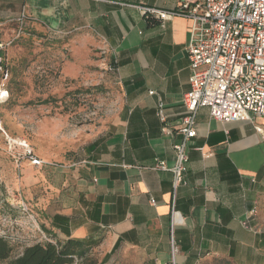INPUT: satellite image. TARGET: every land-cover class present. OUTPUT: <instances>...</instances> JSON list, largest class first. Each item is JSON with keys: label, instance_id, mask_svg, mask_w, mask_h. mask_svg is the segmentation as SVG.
<instances>
[{"label": "crops", "instance_id": "obj_1", "mask_svg": "<svg viewBox=\"0 0 264 264\" xmlns=\"http://www.w3.org/2000/svg\"><path fill=\"white\" fill-rule=\"evenodd\" d=\"M202 1L0 0V25L60 45L69 55L64 79L101 74L115 105L98 126L53 128L51 152L35 153L57 166L25 162L22 184L35 185L44 233L83 245L73 264H167L173 243L177 264H264V117L222 123L201 107L175 204L173 174L151 169L172 166L183 139L192 21L143 8L173 12Z\"/></svg>", "mask_w": 264, "mask_h": 264}, {"label": "built area", "instance_id": "obj_2", "mask_svg": "<svg viewBox=\"0 0 264 264\" xmlns=\"http://www.w3.org/2000/svg\"><path fill=\"white\" fill-rule=\"evenodd\" d=\"M161 20L182 16L192 21L189 42L186 47L190 65V91L184 95L187 115L178 130L183 135L174 146L176 159L171 166L157 162L151 169L173 174L174 204L179 186L186 185L189 156L188 143L197 136L195 129L198 110L207 107L213 119L222 122L253 121L264 117V0H203L191 5L184 3L173 12L143 8ZM5 44L0 40V106L10 99V70L4 56ZM114 71L115 67H107ZM153 94V92H150ZM162 123V131L169 132L165 104L159 101L156 111ZM261 132V129H257ZM0 134L6 137L7 152L21 169L25 162L35 168L57 166L39 158L27 141L10 137L0 119ZM25 211L28 208L24 204ZM254 207L248 218L255 216ZM177 212L173 208L174 225ZM250 228L247 222L243 223ZM40 231V240L49 237ZM177 249L172 244V259L176 263Z\"/></svg>", "mask_w": 264, "mask_h": 264}, {"label": "rangeland", "instance_id": "obj_3", "mask_svg": "<svg viewBox=\"0 0 264 264\" xmlns=\"http://www.w3.org/2000/svg\"><path fill=\"white\" fill-rule=\"evenodd\" d=\"M21 33L17 24L0 25L11 73L10 99L0 106V119L10 137L27 141L35 152L50 153L57 124L65 134L98 126L115 105L101 74L92 73L86 79L81 72L75 79L65 80L62 67L69 58L67 50L51 41H26ZM99 69L105 71L103 66ZM25 167V163L21 169L15 165L7 152L6 137L0 134V239L13 249L11 258L0 264H11L26 247L41 241L38 229L44 232L35 185L27 189L22 184Z\"/></svg>", "mask_w": 264, "mask_h": 264}, {"label": "trees", "instance_id": "obj_4", "mask_svg": "<svg viewBox=\"0 0 264 264\" xmlns=\"http://www.w3.org/2000/svg\"><path fill=\"white\" fill-rule=\"evenodd\" d=\"M48 237L49 240L38 241L26 247L19 256L12 259L11 264H73L74 257L83 253L80 241L70 239L62 243L54 241L50 235ZM12 253V247L1 238L0 262L10 259Z\"/></svg>", "mask_w": 264, "mask_h": 264}]
</instances>
